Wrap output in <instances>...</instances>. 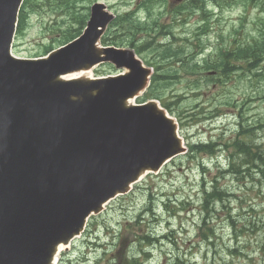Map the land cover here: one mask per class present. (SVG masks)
Segmentation results:
<instances>
[{
	"label": "rangeland",
	"instance_id": "374dc122",
	"mask_svg": "<svg viewBox=\"0 0 264 264\" xmlns=\"http://www.w3.org/2000/svg\"><path fill=\"white\" fill-rule=\"evenodd\" d=\"M101 1L122 15L134 10L142 0ZM259 10L258 7H249L247 11L243 6L226 10L222 20L215 23L220 26L214 28L223 29L225 33L235 28L241 37L243 20L247 18L244 21L245 30L251 31L259 17ZM141 16L145 17V13ZM48 18L40 10L30 14L25 32L15 41L16 55L32 57L42 53V45L51 39L45 30ZM196 24L194 17L185 29H193ZM182 32L183 27L176 26L173 33L177 37L183 36ZM142 37L143 34H139L136 38L139 44L146 40ZM166 40L162 37L158 39L161 42ZM210 41L216 45L214 34ZM176 60L174 58L163 64L165 74L170 78L164 80L161 86L166 100L183 112L188 120L197 109L198 102L219 104L223 100L227 91L221 88L220 80L202 79L200 75L169 67ZM260 68L252 67V78L262 71ZM95 73L105 75L115 74L116 71L105 65L96 68ZM261 77L264 78V72ZM240 81L242 83H235L232 91L237 101L264 97V79L256 77L252 84ZM201 82L205 93L195 100L192 92L196 91L195 84ZM228 102L231 103L232 99L229 98ZM240 108L244 110L246 122L252 108L254 120L260 116L264 120L263 100L248 104L240 102ZM231 111L232 115L225 114L211 124L202 121L196 125L190 123L184 134L188 144L215 142L218 149L211 150L213 154L202 153L194 159L169 163L160 174L150 176L144 184L134 187L130 197L110 203L101 216L91 220L92 228L89 225L90 229L87 228L71 249L60 256L59 264H122L120 260H124L125 251L137 260L141 256L140 261H146V264H264V242H261L264 233L258 231L260 228L264 231L261 175L255 168L256 164L247 166L250 162L248 156L241 154L235 146L238 136L246 135L247 140L259 141L247 144L249 148L260 147L264 153V132H256L257 136L245 132L244 127L238 126L240 116L236 115H239L236 106H231ZM197 121L193 119L192 123ZM246 122L241 121L244 125ZM205 192H211L212 196L206 198ZM206 200L210 202L207 210H203ZM237 231L243 232L241 237L236 235ZM120 243H127V247L120 246Z\"/></svg>",
	"mask_w": 264,
	"mask_h": 264
},
{
	"label": "water",
	"instance_id": "95a60500",
	"mask_svg": "<svg viewBox=\"0 0 264 264\" xmlns=\"http://www.w3.org/2000/svg\"><path fill=\"white\" fill-rule=\"evenodd\" d=\"M4 3V2H3ZM2 62H4V59H2ZM31 64L29 65H22L19 64L17 66L8 64V69L13 70L16 74L11 75V84L7 85V81H4L3 78L0 80V92L5 96L6 94H11L12 92L8 89V86L17 84L18 87L21 89V92L19 93V104L17 107L21 109V111H24L29 116L34 114V112L41 113L42 107H44L43 104V95L42 90L40 88V85L42 83L40 76L42 74L38 73L36 70L31 69ZM43 76V75H42ZM45 81V79H44ZM46 82H44L45 85ZM31 86H35L36 88L30 89L29 94V88ZM43 86V85H42ZM44 90V89H43ZM34 93L38 94L40 96L37 97L34 95ZM127 89H119L116 91L111 92L110 94H106L105 92L101 93L102 99H100L101 106L106 110V108L109 106L111 108L110 113L107 117L101 119L105 122H96L92 125H85L81 123H76L77 127H82V133L83 138L81 141V145L85 146V143L91 142L95 146H102V144H105V146L109 145H117V140L122 138L123 139H129L130 137L134 136H140L141 137V144L146 145V148L152 147L155 144L159 143V141H156L153 139V137L150 139V134H142L140 132V126L144 127L145 122L141 121L138 122L137 126L133 127V129L130 131L129 127H132L133 119L136 118V116H133L131 114H128L124 109L117 106L121 102V98L126 96ZM8 98V97H7ZM112 101V103H109V101ZM42 105V106H40ZM52 118L55 122V126L57 127V130H59L61 124L59 123L58 119L52 115L45 116V120L49 121ZM34 122V121H31ZM49 130V127L44 126ZM112 129V132H109L108 130ZM63 131V130H62ZM116 131H119L120 133H116ZM71 132V130H70ZM29 133V139L31 141L32 147H38L36 141L32 138L31 133ZM152 134V133H151ZM157 136H160V134H156ZM153 136V135H152ZM55 142L54 146L59 149L62 153V161L63 163L75 152L77 151V143L80 139L78 135L75 133H71V135H66L63 133L57 134L56 136H53ZM127 142L125 140H122V147H126ZM134 146V145H133ZM136 151L141 156L143 154L142 148H139L138 146H134ZM81 150V149H78ZM101 150H96L94 152L95 154L90 156L89 161L92 162V165L85 166L81 173H76L71 177L73 179L79 178L80 180H83L85 183H90L91 187H96L97 185H100L103 187V189L106 190H116L118 188L123 187V183L120 181V179L113 177L109 178V175H111V169L106 167V164L104 160L100 158ZM70 164V162H68ZM94 164V165H93ZM100 168H102V173L95 174L96 171H98ZM75 169V168H74ZM84 172V173H83ZM109 178V179H108ZM105 179H108L106 182ZM100 183V184H97ZM65 189L72 188L71 182L66 181L65 183ZM79 188H82L81 184H75ZM77 195L73 193L71 190L67 194L64 195L63 199L66 200L67 198L70 200H77ZM70 200L67 201L65 206L61 209H65L64 215H71L73 214L75 217H78V209L80 208L79 203L73 202L70 204ZM80 210V209H79ZM49 218L44 217L41 221L37 222L35 225L36 227H33L30 233L31 239H33V243H29L30 251H29V257L26 256L28 254L26 251H18V250H12L11 245L9 244V240L1 239L0 234V264H32V262H37L39 264L46 263L48 260V254L52 250V241L55 238V241L60 240L66 232L65 227H68L69 224L71 225L70 221L65 218L64 220L60 221L56 224V226L53 229V236L45 239L44 230L45 227L48 225ZM32 228V227H31ZM29 230V231H30ZM4 235V234H3ZM37 236V237H35ZM27 242H29V236L27 237ZM5 245V250L7 249V252L4 253L2 250V247ZM15 248H21L23 247L22 244L14 245Z\"/></svg>",
	"mask_w": 264,
	"mask_h": 264
},
{
	"label": "bare ground",
	"instance_id": "6f19581e",
	"mask_svg": "<svg viewBox=\"0 0 264 264\" xmlns=\"http://www.w3.org/2000/svg\"><path fill=\"white\" fill-rule=\"evenodd\" d=\"M75 74H81L82 77H84L86 73L85 72H79V73H75ZM62 250H64V248L61 246L60 251H62Z\"/></svg>",
	"mask_w": 264,
	"mask_h": 264
},
{
	"label": "trees",
	"instance_id": "16d2710c",
	"mask_svg": "<svg viewBox=\"0 0 264 264\" xmlns=\"http://www.w3.org/2000/svg\"><path fill=\"white\" fill-rule=\"evenodd\" d=\"M263 162H264V159L262 160ZM262 165L264 166V163H262ZM260 167V166H259ZM260 175H262L263 176V178H264V171H260V173H259Z\"/></svg>",
	"mask_w": 264,
	"mask_h": 264
}]
</instances>
